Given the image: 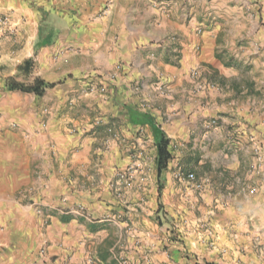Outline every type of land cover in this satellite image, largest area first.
<instances>
[{
    "label": "crops",
    "instance_id": "crops-1",
    "mask_svg": "<svg viewBox=\"0 0 264 264\" xmlns=\"http://www.w3.org/2000/svg\"><path fill=\"white\" fill-rule=\"evenodd\" d=\"M183 2L0 0V264H264V28ZM28 59L43 95L6 88Z\"/></svg>",
    "mask_w": 264,
    "mask_h": 264
},
{
    "label": "rangeland",
    "instance_id": "rangeland-1",
    "mask_svg": "<svg viewBox=\"0 0 264 264\" xmlns=\"http://www.w3.org/2000/svg\"><path fill=\"white\" fill-rule=\"evenodd\" d=\"M229 1L231 3H233V4L238 2L239 4L243 5L244 6L243 7V15L245 16V18L248 19V17H249L250 20L252 18L254 20L255 26L257 25L258 30L261 29L262 27L264 28V0H229ZM179 2L184 4L183 0H179ZM186 2H187V0H186ZM190 3H191L190 6L194 7L196 10L197 9L198 10H197V13L193 11V14H192L191 17H189L188 21L193 19L194 16H196V19H195L196 22L195 23H196L198 28L202 29V31L205 28L204 24L206 26H209L211 23H216V22L219 23L220 21L225 19V18H223V16H218V14H217V13L220 12V10L216 9L217 4L219 3V0H190ZM202 9H204L205 11H203ZM237 15H239V16H237ZM237 15L231 17L233 19L227 25V27L231 28L232 30L236 29V23H233L232 21H234L237 18H241L242 17V15L240 13L237 14ZM4 19H5V17H4ZM202 22H204V23L201 24ZM249 25H250V23H249ZM197 27L195 28L196 32H197ZM3 31H1V29H0V37L2 35L1 32H3ZM230 41H233V42L235 41L236 43H238V41L234 40L233 38L230 39ZM244 41H245V39L244 40L242 39L240 42L243 43ZM244 46H248V45L244 44ZM259 48H261L260 45H259ZM22 64H20V65H22ZM252 68H253L252 65H246L245 71H247V72L253 71V73H250L249 75H257V72H255ZM20 72H21L22 75L27 77L23 81H20V82H24L26 84H31V83L34 82V81L33 82H29L28 81L29 80L28 77L31 75V73L30 74H25L22 71H20ZM170 148H171V145L169 146V149ZM143 151L144 152H148V154H144L142 159L133 158L128 164H126L122 168H125V167H127L129 165H133L135 168H137V167H145V168H156L157 169V165H156L157 149H156V156H154V157L152 155H150L151 145H149V146L146 145V147H144ZM170 152H171V149H170ZM171 159H172V155H171ZM171 159L169 160L168 164L171 162ZM187 174L188 173L184 174L185 177H186ZM162 188H163V185L159 181V185H158L159 196L162 193V192H160L162 190ZM38 211H41V209H38Z\"/></svg>",
    "mask_w": 264,
    "mask_h": 264
},
{
    "label": "trees",
    "instance_id": "trees-1",
    "mask_svg": "<svg viewBox=\"0 0 264 264\" xmlns=\"http://www.w3.org/2000/svg\"><path fill=\"white\" fill-rule=\"evenodd\" d=\"M33 69V60L28 59L19 66V70L25 74H30ZM52 85L45 83L43 80L36 78L33 83L26 84L24 82L17 81L15 78H10L7 81L6 88L11 91H21L25 93H34L36 95H43L47 88ZM158 139L156 141V165L158 176L167 167L169 160L171 159V152L169 149L170 139L163 131H157ZM211 264V263H207Z\"/></svg>",
    "mask_w": 264,
    "mask_h": 264
},
{
    "label": "built area",
    "instance_id": "built-area-1",
    "mask_svg": "<svg viewBox=\"0 0 264 264\" xmlns=\"http://www.w3.org/2000/svg\"><path fill=\"white\" fill-rule=\"evenodd\" d=\"M2 21H5V19H1L0 18V25H2ZM198 33L202 32L201 28L197 29ZM193 76H197L198 72L197 71H193L192 72ZM159 89L161 90L162 88L159 87ZM138 168V167H137ZM137 168H135L133 165H129L125 168L119 169L116 173V181L113 185V188L118 191V193L120 195H123L125 193H127L128 191L132 190L134 188V181H135V170H137ZM186 179L189 181H195L196 177L194 175V173H188L186 175ZM197 187H200V184H197ZM253 244L255 245V247H257V249L259 250V254L263 255L264 254V243L261 242V239L256 237L253 240ZM90 262V260H89Z\"/></svg>",
    "mask_w": 264,
    "mask_h": 264
}]
</instances>
